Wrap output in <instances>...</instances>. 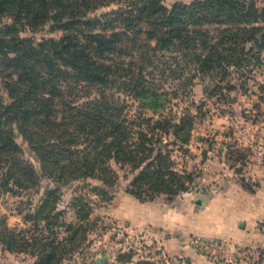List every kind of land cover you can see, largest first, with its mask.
<instances>
[{
	"label": "trees",
	"instance_id": "16d2710c",
	"mask_svg": "<svg viewBox=\"0 0 264 264\" xmlns=\"http://www.w3.org/2000/svg\"><path fill=\"white\" fill-rule=\"evenodd\" d=\"M163 1L0 0V22L4 14L12 22L0 29V200L28 195L16 207L23 228H10L0 206L5 250L34 264L71 260L101 221L91 219V194L107 192L90 182L113 188L118 171L139 200L187 192L193 178L174 159L187 152L193 131L181 98L196 80H208L212 91L246 89L264 73L260 0H195L171 9ZM46 25L61 37H21ZM17 134L39 168L23 159ZM45 178L56 190L36 204L31 193L39 194ZM75 182L85 186L59 210V190Z\"/></svg>",
	"mask_w": 264,
	"mask_h": 264
},
{
	"label": "rangeland",
	"instance_id": "374dc122",
	"mask_svg": "<svg viewBox=\"0 0 264 264\" xmlns=\"http://www.w3.org/2000/svg\"><path fill=\"white\" fill-rule=\"evenodd\" d=\"M193 1L164 0L163 4L171 9L175 4H190ZM258 4L263 7L264 0ZM115 8L118 7L113 5L97 13ZM3 17L6 19L3 24L0 22V29L12 24L8 14ZM20 34L22 38L34 39L37 43L43 39H58L62 35L60 31L53 32L50 25L35 32L21 31ZM257 79V83L249 82L246 89L224 88L223 91H212L208 80L204 84L196 80L188 97L181 98L183 102L180 103V110L188 108L193 116L192 137L185 147L187 152L176 151L174 154L176 167L186 170L193 178L189 190L179 196L162 194L154 199L139 200L126 192L130 178H123L122 171H118L120 180L113 188L91 181V185L107 192L102 198L96 197L94 192L91 194L97 203L91 219H101L99 227L89 234L81 253L60 264H137L141 260H150L154 264H264L263 241L249 247L228 241H202L190 236L184 226L185 213L194 207L192 200L185 195L202 192L216 184L214 180L223 170H233L248 190L254 191L253 185L262 186L264 89H259L258 83L264 85V73L259 72ZM239 83L233 80V84ZM0 95L6 97L1 79ZM17 143L22 148L23 159L39 168L37 156L18 134ZM83 186V182L62 186L58 209H66L77 195V189ZM38 190L39 194L31 193V199L36 204L45 192L56 190V184L52 180L41 179ZM27 199L28 195L1 198V213L7 216L10 228L24 227L16 207L20 201ZM67 220H74L72 213ZM129 253L133 254L128 260L125 255ZM0 264H34V260L24 254L9 252L0 244Z\"/></svg>",
	"mask_w": 264,
	"mask_h": 264
},
{
	"label": "crops",
	"instance_id": "0c3cea01",
	"mask_svg": "<svg viewBox=\"0 0 264 264\" xmlns=\"http://www.w3.org/2000/svg\"><path fill=\"white\" fill-rule=\"evenodd\" d=\"M214 181L217 183L202 192L185 195L194 204L185 213V231L208 242L228 241L248 247L264 242V180L251 191L233 170H223Z\"/></svg>",
	"mask_w": 264,
	"mask_h": 264
},
{
	"label": "water",
	"instance_id": "95a60500",
	"mask_svg": "<svg viewBox=\"0 0 264 264\" xmlns=\"http://www.w3.org/2000/svg\"><path fill=\"white\" fill-rule=\"evenodd\" d=\"M97 261H99V259Z\"/></svg>",
	"mask_w": 264,
	"mask_h": 264
}]
</instances>
